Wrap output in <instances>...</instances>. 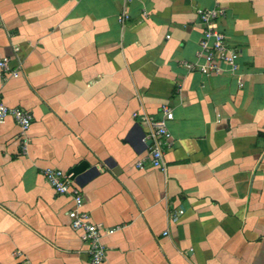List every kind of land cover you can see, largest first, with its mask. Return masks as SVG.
<instances>
[{
  "label": "crops",
  "instance_id": "0c3cea01",
  "mask_svg": "<svg viewBox=\"0 0 264 264\" xmlns=\"http://www.w3.org/2000/svg\"><path fill=\"white\" fill-rule=\"evenodd\" d=\"M217 3L239 68L189 71L196 8ZM0 56L19 71L0 96L33 114L27 154L18 124L0 123V264H92L73 198L44 175L84 161L83 208L120 227L103 264H264V0H0ZM165 105L167 169H139L134 114Z\"/></svg>",
  "mask_w": 264,
  "mask_h": 264
},
{
  "label": "built area",
  "instance_id": "2783aa9c",
  "mask_svg": "<svg viewBox=\"0 0 264 264\" xmlns=\"http://www.w3.org/2000/svg\"><path fill=\"white\" fill-rule=\"evenodd\" d=\"M196 12L203 26V35L200 40L197 61L182 62V66L189 71H200L204 74L219 73L228 68L237 71L239 68V50L231 46L226 32L220 28L219 20L227 10L221 3L213 7H197ZM147 16V13H144ZM128 12L119 16V21L124 23L129 18ZM202 60V61H201ZM19 71L11 66V59L0 56V78L7 75H18ZM160 115H151L147 112L135 113V117L147 127L144 141L148 143V153L136 162L139 169L147 165L166 171L165 152L174 142V137L169 129V121L174 119V111L169 106H162ZM12 118L20 128L21 151H29V131L33 122V114L20 107L7 105L0 96V123ZM47 182L60 194H69L74 201V207L68 211L71 224L80 232L83 242L87 246L92 264H103L106 260L107 245L104 237L114 233L120 227H104L93 221L91 213L84 209V198L81 189L69 173L61 168L47 167L44 169ZM176 219V217H174Z\"/></svg>",
  "mask_w": 264,
  "mask_h": 264
},
{
  "label": "water",
  "instance_id": "95a60500",
  "mask_svg": "<svg viewBox=\"0 0 264 264\" xmlns=\"http://www.w3.org/2000/svg\"><path fill=\"white\" fill-rule=\"evenodd\" d=\"M150 143H151V140L148 141V144ZM87 169L89 170L91 169V171H94L95 167L92 168V166H90V163L84 161L72 167L68 172L73 173V178L75 179L76 176L80 175L81 173H84Z\"/></svg>",
  "mask_w": 264,
  "mask_h": 264
}]
</instances>
